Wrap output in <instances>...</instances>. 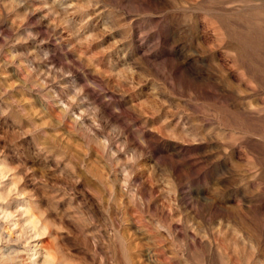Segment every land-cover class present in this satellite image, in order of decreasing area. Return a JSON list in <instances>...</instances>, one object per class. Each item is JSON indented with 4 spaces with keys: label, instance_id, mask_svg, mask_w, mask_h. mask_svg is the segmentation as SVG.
Wrapping results in <instances>:
<instances>
[{
    "label": "rangeland",
    "instance_id": "1",
    "mask_svg": "<svg viewBox=\"0 0 264 264\" xmlns=\"http://www.w3.org/2000/svg\"><path fill=\"white\" fill-rule=\"evenodd\" d=\"M0 264H264V0H0Z\"/></svg>",
    "mask_w": 264,
    "mask_h": 264
}]
</instances>
